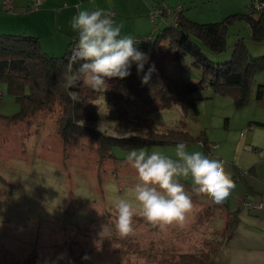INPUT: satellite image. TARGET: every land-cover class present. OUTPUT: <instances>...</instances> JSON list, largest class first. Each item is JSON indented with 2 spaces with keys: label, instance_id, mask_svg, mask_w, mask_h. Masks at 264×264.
<instances>
[{
  "label": "rangeland",
  "instance_id": "374dc122",
  "mask_svg": "<svg viewBox=\"0 0 264 264\" xmlns=\"http://www.w3.org/2000/svg\"><path fill=\"white\" fill-rule=\"evenodd\" d=\"M249 43L252 46L254 42ZM189 63L190 57H184L185 75L184 64L188 67ZM193 71L200 74L198 68L193 67ZM187 78L196 80L189 75ZM212 93L208 87L198 92ZM196 106L198 112L189 101L172 104L150 112L147 121L187 129L198 137L187 144V151L213 155V144L220 139L224 123L233 118V99L218 93L197 99ZM19 109L7 82L0 81V113L12 115ZM58 112L57 108L43 111L31 120L16 122L0 117V242L9 243L7 248L0 246L1 263L17 262L13 257L20 252L28 254L21 262L28 264H189L193 255L212 251L218 234L208 229L206 213L194 216L188 212L183 223L163 226L147 221L135 199L134 188L139 181L136 170L127 163L130 151L119 150L121 159L106 160L101 166L97 147L90 139L64 146L56 129ZM176 145L142 149L179 159ZM177 179L190 196L207 200V194L194 191L191 176ZM120 198L132 203L137 212L134 232L124 237L111 224ZM104 226L109 230L101 237ZM17 228L21 230L16 233ZM61 254L63 259H59ZM85 256L89 259L84 260Z\"/></svg>",
  "mask_w": 264,
  "mask_h": 264
},
{
  "label": "trees",
  "instance_id": "16d2710c",
  "mask_svg": "<svg viewBox=\"0 0 264 264\" xmlns=\"http://www.w3.org/2000/svg\"><path fill=\"white\" fill-rule=\"evenodd\" d=\"M247 7L210 22L194 21L182 12L177 23L165 20L152 32L148 44L136 43L149 57L145 72L152 64L156 68L149 83H142L143 74L138 75L133 64L131 76L109 80L107 92L94 91L82 78L65 86L64 73L73 45L57 56L45 51L37 36L0 32V81L7 82L20 103L17 112L0 113V117L10 122L31 120L40 112L57 108L56 129L64 146L90 139L97 147L101 166L106 160L121 159L119 150L190 144L198 137L187 129L154 125L147 121V115L184 101L192 103L198 112L196 100L211 97L198 94L205 86L214 93L232 96L237 108L250 101L256 76L264 69V53L251 51L244 36L229 41V31L236 23L248 27L252 40H264V11L249 0ZM187 56L189 65L200 70L196 80L183 73L182 60ZM80 63H72L74 73ZM120 124L126 127L122 129Z\"/></svg>",
  "mask_w": 264,
  "mask_h": 264
},
{
  "label": "crops",
  "instance_id": "0c3cea01",
  "mask_svg": "<svg viewBox=\"0 0 264 264\" xmlns=\"http://www.w3.org/2000/svg\"><path fill=\"white\" fill-rule=\"evenodd\" d=\"M160 1L177 6V17L182 12L197 22L220 20L230 13L248 9L247 0H46L41 7L29 10L30 0H12V9L7 10L3 0H0V32L37 36L45 51L61 56L78 39L71 21L80 10L94 7L115 9V20L123 25L122 35L136 38L154 32L165 20L171 21L168 16L162 21L153 19L152 7ZM240 36L245 37L251 51L264 53V40H252L250 30L244 23L231 27L229 41L231 38L234 42ZM249 41L254 42L252 46ZM184 68L186 77H200L190 65L187 67L184 64ZM214 94L218 93H212L211 97ZM233 114V118L224 123L219 137L221 140L212 150L213 155L225 161L226 171L234 181L235 188L220 204L215 203L209 195L207 200L191 196L193 207L189 212L194 216L196 213H206L208 229L211 234H218V243L208 254L193 255V261L189 264H264V208L250 209L244 205L246 200L264 202V69L256 76L250 101L242 107L235 106ZM14 230L17 233L21 229ZM8 244L4 240L0 242V246L6 248ZM19 253L13 257L18 261L12 264H28L21 263L28 258V254L24 256Z\"/></svg>",
  "mask_w": 264,
  "mask_h": 264
},
{
  "label": "clouds",
  "instance_id": "9594fccd",
  "mask_svg": "<svg viewBox=\"0 0 264 264\" xmlns=\"http://www.w3.org/2000/svg\"><path fill=\"white\" fill-rule=\"evenodd\" d=\"M77 8L80 6L77 5ZM71 27L78 34V39L64 73L66 87L82 78L94 91L107 92L109 80L131 76L133 64L137 74H143V84L149 83L156 72L154 64L145 72L148 55L138 49L134 37L122 35L123 25L116 22L110 11L82 9L73 16ZM73 62H81L75 73ZM175 154L179 159L134 148L126 157L127 163L138 175L135 199L142 206L143 216L153 224L183 223L193 207L191 196L177 179L180 176H191L194 191L209 195L217 204L223 203L235 188L222 158L199 151L190 153L184 143L176 145ZM115 211L116 217L111 224L116 231L121 237L132 234L137 215L132 203L120 198L115 203ZM106 230L109 226H104L101 237ZM63 258L64 254H61L59 259ZM83 259L88 260L89 257Z\"/></svg>",
  "mask_w": 264,
  "mask_h": 264
},
{
  "label": "built area",
  "instance_id": "2783aa9c",
  "mask_svg": "<svg viewBox=\"0 0 264 264\" xmlns=\"http://www.w3.org/2000/svg\"><path fill=\"white\" fill-rule=\"evenodd\" d=\"M46 0H30L28 9L29 10H35L43 5V3ZM253 1L254 6L257 9H260L264 11V0H249ZM3 4L5 9L11 10L12 9V0H3ZM153 11H152V17L154 20L160 19V21L163 20L164 17L168 16L173 23H177V12H178V7L176 6H171L165 1H160L156 4L153 5ZM97 9L96 7L92 8L91 10ZM105 11H110L111 13L114 14V19L116 16V11L115 9H106ZM157 29V27H156ZM155 29V30H156ZM153 37V34L150 33L148 35L144 36H138L135 38L137 43H142V44H148ZM76 42V41H75ZM75 48V43L72 46V54H73V49ZM213 146H218L217 143H214ZM244 205L250 209H262L264 208V202H253V201H244Z\"/></svg>",
  "mask_w": 264,
  "mask_h": 264
}]
</instances>
